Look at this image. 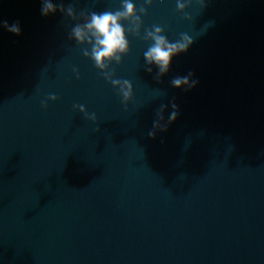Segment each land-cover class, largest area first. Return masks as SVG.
Returning a JSON list of instances; mask_svg holds the SVG:
<instances>
[{
  "label": "water",
  "instance_id": "water-1",
  "mask_svg": "<svg viewBox=\"0 0 264 264\" xmlns=\"http://www.w3.org/2000/svg\"><path fill=\"white\" fill-rule=\"evenodd\" d=\"M52 2L75 19L0 0L21 30L0 23V264H264V0H132L141 34L108 69L127 103L71 38L122 0ZM153 25L193 37L159 80ZM161 105L178 116L153 138Z\"/></svg>",
  "mask_w": 264,
  "mask_h": 264
},
{
  "label": "clouds",
  "instance_id": "clouds-1",
  "mask_svg": "<svg viewBox=\"0 0 264 264\" xmlns=\"http://www.w3.org/2000/svg\"><path fill=\"white\" fill-rule=\"evenodd\" d=\"M144 3L150 6L152 0H144ZM200 3L203 4V0H200ZM186 7L187 5L183 0H177V8L180 12H184ZM57 9L62 13L66 12L67 16L73 19L76 17L75 10L72 6L65 8L63 4H54L52 0H42V15L54 14ZM146 14L147 10L143 5L137 9L132 0H122L121 8L114 12L110 10L100 13L91 12L88 14L82 12L81 15L86 17L85 22L83 24L77 23L71 32V38L75 39L76 42L90 45L91 50L89 51L88 48H85L83 50L84 55L90 57L95 66L103 71L105 79L109 80L114 87L119 89L125 103L132 99V83L128 80L114 79V73L108 71V69L113 61L117 64L121 63L122 56L129 52L127 35L140 36L143 24L141 16ZM186 18L191 19V17ZM125 21L127 22V28L123 24ZM0 23L8 31L16 35L20 34L19 22L11 26L8 25L7 21ZM163 32V28L153 25L151 29H145L143 36V39L152 41L148 49L143 53L146 65H148L145 70L151 73V65H155L158 68L157 80L168 73L172 58L180 53L187 52L193 43V37L187 33L181 34L180 39L170 42ZM196 83L197 81L195 80L190 81L188 76L175 77L171 81L172 86L176 88H182L184 86L192 88ZM48 99L55 101L57 97L50 95ZM43 106L46 108L47 103L44 102ZM75 107H78L81 112L86 113L83 105H76ZM165 107V105H161L157 112L158 119L153 122L154 130L148 133L153 138L156 135L155 130L167 131L168 125L177 119L178 111H173L167 123H161L164 120L163 109ZM173 108H176L175 104H173ZM89 119L95 121V114L89 115Z\"/></svg>",
  "mask_w": 264,
  "mask_h": 264
}]
</instances>
